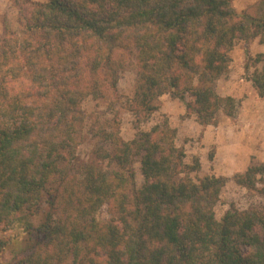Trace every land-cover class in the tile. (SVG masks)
Masks as SVG:
<instances>
[{"label": "trees", "instance_id": "16d2710c", "mask_svg": "<svg viewBox=\"0 0 264 264\" xmlns=\"http://www.w3.org/2000/svg\"><path fill=\"white\" fill-rule=\"evenodd\" d=\"M9 1L19 30L0 36V264H264V206H231L217 220L228 178L195 181L200 161L185 162L167 119L127 142L113 123L96 132L108 148L97 147L92 163L77 156L82 103L118 97L131 66L126 109L137 130L164 95L201 127L221 112L233 118L235 99L217 82L237 41L264 46V0L241 13L236 0ZM251 69L264 98V53L247 51ZM232 180L264 195V163ZM103 207L105 223L96 219Z\"/></svg>", "mask_w": 264, "mask_h": 264}, {"label": "rangeland", "instance_id": "374dc122", "mask_svg": "<svg viewBox=\"0 0 264 264\" xmlns=\"http://www.w3.org/2000/svg\"><path fill=\"white\" fill-rule=\"evenodd\" d=\"M258 1L261 0H236L233 5L237 12L241 13ZM13 8L17 11L15 7ZM9 14L10 18L5 21V30L14 31L11 24L17 26V20L13 13ZM16 30H19V23ZM247 51L255 57L264 53V46H261L258 40L247 43L237 41L230 53L229 72L217 82V93L220 96L235 99V116L229 118L221 112L218 114L216 126L202 127L203 130L198 132L193 130V122L188 120L184 123L187 119L184 118L185 114L178 115L181 109L185 110L184 105L168 95L160 98L159 110L150 119L140 123L137 130L134 115L126 109L127 99H132L136 90V72L133 66L123 70L118 83V97L96 100L89 97L82 103L87 121L85 139L77 149L79 160L83 163H92L95 160L94 151L97 147L103 145L108 148L107 144L103 143V137L96 136V132L100 129L104 128L111 132L113 129L110 126L119 122L120 137L127 142L135 139L139 131H149L153 126L167 119L171 128L176 130V145L186 150L185 162L193 165L195 158L200 161L201 169L191 175L195 181L206 176L228 178L215 207L217 220L220 221L231 206L240 211L262 208L263 194L242 188L232 180L235 174L245 172L251 165L264 163V98L258 96L249 81L253 69L248 74L245 72ZM182 123L185 129L182 128ZM178 130L181 132L179 133ZM211 156L212 160H210ZM135 170L137 185L141 187L144 178L139 163L135 165ZM261 188L262 185L259 184L257 190ZM96 219L101 223L109 221L107 207H103L96 214ZM13 255L10 251L7 252L5 260L12 263Z\"/></svg>", "mask_w": 264, "mask_h": 264}, {"label": "crops", "instance_id": "0c3cea01", "mask_svg": "<svg viewBox=\"0 0 264 264\" xmlns=\"http://www.w3.org/2000/svg\"><path fill=\"white\" fill-rule=\"evenodd\" d=\"M33 1L44 2V0H33ZM10 12L14 14L13 16H15V18L17 20V26H16V24H13V25L11 24V27L13 28L14 31H17L16 30V29H18V19H17V17L19 15L18 12L12 7L11 2L9 0H0V36L3 35L4 32H5V21H7V19L10 18L9 17V15H10L9 13ZM165 97H166V95H165ZM184 114H185V110L183 111L181 109L178 115L180 116V115H184ZM188 120H189V122L190 121L193 122V124H194L193 125V130H195L197 132L203 130V128L199 124H197L195 122L194 117L187 118L184 121V123H186ZM184 123H182V128L183 129H185L184 128ZM178 132L180 133L181 130L180 131L178 130Z\"/></svg>", "mask_w": 264, "mask_h": 264}]
</instances>
